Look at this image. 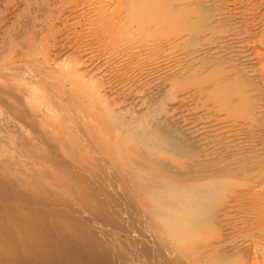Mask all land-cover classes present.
Segmentation results:
<instances>
[{
    "label": "rangeland",
    "instance_id": "374dc122",
    "mask_svg": "<svg viewBox=\"0 0 264 264\" xmlns=\"http://www.w3.org/2000/svg\"><path fill=\"white\" fill-rule=\"evenodd\" d=\"M153 1H158V5L154 6ZM259 18L264 21V0H0V184H3L0 186L5 188L6 182L8 186L17 182L15 186H19L23 197L27 191L43 193L47 198L50 196L57 206L81 192L77 196L81 199L80 195H83L82 199L86 201L90 199L91 205L96 207L100 201L97 203L95 189L90 186L105 173L111 184L114 182L113 185L117 186L119 182L118 185L126 191L136 185L135 191L131 192L133 195L137 193L134 196L136 201L139 199L137 204H140L141 211L140 214L134 213L138 217L132 218L135 222L130 234L142 238L137 240L139 243L143 239L146 243L149 240L156 247L160 242L159 248L163 249L167 238L166 222L157 213L170 212L164 211L161 202L178 203L182 190L211 184L214 179H209L206 174L214 167L212 164L217 158L215 166H225L232 155L238 157L245 153L238 148L235 149L238 152L233 151V147L230 150L228 146L231 134L240 133L241 137L236 135L243 137L239 124L244 120L241 99L245 93L246 61L254 55L251 44L263 25ZM248 30L253 33L254 40L247 34ZM194 78H204L207 83L195 86ZM256 82L255 94L259 93ZM221 87L228 90V96H219ZM234 88L243 90L237 101L233 100ZM157 140L168 142L158 148ZM172 143H183L184 146L178 148ZM190 145H196L199 157L193 160L180 158L181 151L186 150L184 147ZM130 152L145 158L140 160L147 162V170L141 167L139 170L135 165L136 159L127 158L126 154ZM82 165L86 170L93 169L86 171L80 168ZM125 166L128 168L124 170ZM75 167L76 170L80 168L77 172L84 176H80L82 179L93 173L90 178L86 177L89 182L81 180L77 172L72 173L71 169L75 170ZM158 167L162 170L159 171ZM185 168L192 172L188 173ZM111 171L114 175L108 173ZM159 173L163 177L158 176ZM166 173H169V178ZM170 173L176 177L171 179ZM144 174L153 180L145 183ZM178 175L181 179L177 178ZM176 178L180 181L176 182ZM171 184L176 188L175 198L158 196L159 186ZM68 185H71L70 189ZM249 186V190L259 194V185L253 183V187ZM72 191L77 194H72ZM240 191L238 188L233 196ZM16 200L18 197L14 205ZM19 201L22 208L27 206L24 200ZM18 203L17 207H20ZM127 206L124 210L130 211L129 215L133 214L134 211ZM2 207L0 216L8 208ZM27 207L23 213L28 218L33 211L30 208L28 211ZM61 216L53 217L60 218L67 226L74 221ZM254 217L247 212L245 215L240 213L224 223L223 230L230 228L231 232L239 225L233 235V239L237 234L240 237L234 239L238 248L250 246L255 238L261 240L262 236L259 237L260 233L251 225ZM144 225L145 229L152 226L150 231L154 229V234L152 231L149 234V229L142 230ZM17 226L15 224L14 228L20 229V225ZM139 234L143 235L140 237ZM262 254L264 248L260 256L256 255L255 259L254 256L252 259L245 257L239 264H248L252 262L250 259L253 264H264Z\"/></svg>",
    "mask_w": 264,
    "mask_h": 264
},
{
    "label": "bare ground",
    "instance_id": "6f19581e",
    "mask_svg": "<svg viewBox=\"0 0 264 264\" xmlns=\"http://www.w3.org/2000/svg\"><path fill=\"white\" fill-rule=\"evenodd\" d=\"M153 2H154L153 3L154 6L158 5V4H156L158 1H156V2L153 1ZM238 2H240V1H238ZM261 3H262V1H261ZM259 9H260V7H259ZM250 12H253V11H250ZM254 16H256V14H254ZM256 17H259V16H256ZM256 17H254V18H256ZM250 18L251 17H249V19ZM246 19H248V18H246ZM260 19L261 18H259V20ZM253 20L255 21V19H253ZM231 22H232V20H231ZM257 23H260V22H257ZM258 28H260V27H258ZM248 29H249V27H248ZM254 30L256 31V29H254ZM247 34L249 35L250 38H253V33H250L249 30H248ZM255 36L257 39L255 38L256 39L255 41H253V42L251 41L252 42L251 45H253L251 47H252V50L254 52L253 58L248 59L246 61L248 67L246 66L247 71H246L245 77H244L245 86H243L244 84L240 83L245 88V90H244L243 87L242 88L240 87L241 89H243L245 91V93H243V97H242V95H240L243 90L241 91L240 88H236V89L234 88L235 92H234L233 100L237 101L236 98L238 99V97L241 96L242 97L241 101H243L242 102V109L244 110V120H243V122H240L241 124H239V126L241 127L240 131H241L243 137H242V139L239 138L240 133L234 132L236 134H239V136L236 134H231V136L229 135L230 140H229V146H228L230 150H231V147H233V149H232L233 151L238 152V150H235L236 148H238L239 150L240 149L245 150V153H244V155L241 153L242 156L238 155V157H236L237 155L236 156L232 155L233 157H231V159L229 160L230 162L228 161L229 162V163L227 162L228 165H225V166L219 165V164H217L215 166V162H217L219 160L217 158L218 160L216 159L214 164H212V165H214V167L212 166L210 172H207V174H206V177H209V179L210 178L214 179L211 182V184L204 185V187L203 186H194V188H192L190 190H186V191L182 190L180 199L178 198L179 199L178 203H171L168 201H162L161 200L162 201L161 204L164 208V211L166 210V211L170 212L169 214L168 213L163 214L161 212L157 213V215L159 214V216L163 217V219H165L164 222H166V224L164 226V229L166 231V237H167L166 242L164 244L165 249L159 248L161 246L160 242H159V245H157L158 247L157 246L155 247V245L150 244L149 240L146 243L145 242L146 240L144 241V239H143L139 243L137 240H140L142 238L138 239V238H136V235L135 236L133 235L134 233L132 234L134 237L130 234V230L133 226V223L135 222V221L133 222L134 219H132V218H134V216H135L137 219V217H138L137 214L135 215L134 213L135 212L139 213L141 211L139 208L140 204L139 205L137 204V201L139 199L137 201L135 200L136 199L135 198L136 192H134L135 196L131 192L132 190H134L133 188L136 185H134L132 187H130L131 186L130 185L129 187L132 188V190L126 191L123 188H121L122 186L120 187L118 185L119 182L117 183V186L113 185L114 180L112 181L113 184H111V182H110L111 180H109L110 177H108V175H106L104 173V175H105L104 177L102 176L103 175L102 174L100 177H98V178L96 177L97 179L94 180V182L91 179L94 186L92 184H90V185H92V186H90L88 183V185L91 188L94 187L93 189H95L94 194H96V195H94V196H97V198H98L97 203L100 201V204L98 206L95 207V206L91 205V203L89 202L90 199H88L90 196H87L88 197L87 199L89 201H86V199L85 200L82 199L83 195H80V197H81V199H80L77 195L79 193L81 194V192H78V194H77L76 192H73L74 191L73 189H71V190H73L72 194L74 193L77 195H71L70 196V194L68 193L69 195H67V196H70L71 199L67 200L66 202H63V204L60 203V205L57 206V205H55L56 204L55 201L52 198H50V196L47 198V196H44L45 194H43V193H42V195L39 193H33L32 194V193H29L27 191L28 194L25 193L26 195H24V197H23L21 194H24V193L20 192L19 186L18 187L15 186V185H17V182H16L17 180L15 179L16 184L14 185L12 183L13 186L12 185L8 186V182H6L7 187L2 188V186H0L1 187V189H0V209L3 205H4L3 206L4 208L2 207L3 209H5V206L6 207L8 206V208H6L7 210L4 211V214L2 213V215L0 216V264H239L243 260V258H245V257L252 259L251 256H254L253 259H255L256 255L260 256L261 251L264 248V245H263V242H264V51H263V48H264L263 47L264 46V21H263L262 27L258 30V32L256 33ZM233 40H235V39H233ZM239 40H240V38H239ZM245 40H246V38H245ZM253 40H254V38H253ZM232 43H234V42H232ZM208 52L210 53L211 51H208ZM254 71L256 72V76H254V78H253L252 74ZM244 72H245V70H244ZM229 74L232 75L231 73H229ZM204 78L203 79L202 78H194L193 84L195 86H200L201 84H204L205 83ZM188 80H189V78H188ZM255 80H257L256 87L259 89V93H257V94H255V90H254ZM208 81H209V76H208ZM242 82H243V80H242ZM191 84H192V82H191ZM229 84H231V83H229ZM237 84H239V83H237ZM220 94L222 95V97L228 96V90L223 89V87H221L219 90V96H221ZM229 95L231 96V94H229ZM75 101H76V99H75ZM19 110H21V109H19ZM23 111H25V110H23ZM95 120H96V118H95ZM238 130H239V128L237 129V131ZM167 142H168L167 140H162V141L157 140L156 141L157 147L159 148V147L165 145ZM219 142H221V141H218V143ZM209 143H211V142H209ZM120 145H121V143H120ZM172 145L177 146L178 148H181L184 146L183 143H172ZM221 145L222 144H220V146ZM121 146H123V145H121ZM184 148L186 150H184L183 152L181 151V154L179 156L180 158L182 157L184 159L193 160V159L199 157V152H198L196 145H194V146L190 145V146L184 147ZM125 149L127 150V148L124 147V150ZM242 150H240V151H242ZM92 151H93V149H92ZM120 153H124V152H120ZM104 154L105 153H103L102 155H104ZM122 155H124V154H122ZM113 156H115V155H113ZM126 156H127V158L129 157V158L136 159L137 163L135 162L136 163L135 165L138 167L139 170H140L139 167H141L144 170H147V167L145 166V165H147L146 164L147 162L140 160V159H145V158H142V156H140L141 158H139V156L133 152L127 153ZM225 156H227V159L229 158L228 155H225ZM55 157H57V156H55ZM221 158H223V157H221ZM224 158H226V157H224ZM90 159H92V158H90ZM101 159L104 160L103 157ZM110 159L112 160V158H110ZM61 160H62V158H61ZM111 160H110V163H111ZM114 160H116V158ZM56 161H58V160H56ZM140 161L144 162V164H142V163L139 164ZM116 162H114L113 164H115ZM222 162L223 161H221V163ZM103 163L106 166L105 161ZM84 165H82V167H80V168L85 169ZM148 165H150V164L148 163ZM153 165H155V164H153ZM210 165H211V163L208 166L206 165L207 168L210 167ZM150 166L153 167L152 164ZM57 167H59V166L57 165ZM109 167H110V164H109ZM118 167L120 168V166H118ZM190 167H192V165ZM190 167L187 169H190ZM90 168H88V169H90ZM125 168L127 169L128 167L125 166L124 170H125ZM163 168L165 169L166 167H163ZM167 168L168 169H166V171L169 170V167H167ZM72 169H71V171H74V172H72L74 174H76L75 172H77L79 170V169L76 170V167H75V170H74V168H72ZM83 169H81V170H83ZM92 169L93 168H91L90 170H92ZM114 169H116V166ZM132 169H133V167H132ZM134 169H135V167H134ZM157 169H159V171L162 170V168L160 169L159 167ZM193 169H195V168H193ZM201 169H203V168H201ZM68 170L70 171V169H68ZM100 170H101V168H100ZM103 170L104 169L102 167L101 171H103ZM118 170H121V169H118ZM69 171L67 174H69ZM96 171H98V170H96ZM154 171L155 170H153V172ZM81 172L84 173V171H81ZM104 172H106V171H104ZM111 172H108V173H110L111 175L112 174L114 175L113 171H111ZM158 172L156 173V175L158 174ZM169 172H171V171H169ZM190 172H192V171H190ZM190 172L188 171V173H190ZM121 173H123V172H121ZM124 173H127V170ZM77 174H78V172H77ZM85 174H86V172H85ZM91 174L93 176V173H91ZM91 174L90 175L86 174V177L91 176ZM162 174L159 173L158 176L161 175L163 177ZM200 174L201 173H199V175ZM202 174L204 177V173H202ZM99 175H100V173L98 174V176ZM116 175H118L117 172H116ZM172 175L173 174H171L170 178L176 177L175 175H173V176ZM80 176H81V174L79 175V177ZM126 176H127V174H126ZM133 176L136 177L135 174ZM178 176H177V178L181 179L180 176L179 177ZM81 177L84 178V176H81ZM86 177H85V179L81 178V180H87ZM165 177H167V176H165ZM196 177H202V176H196ZM8 178H6V180ZM119 178L121 179V177H119ZM124 178L128 179V177L127 178L124 177ZM168 178H169V175H168ZM188 178H190L189 175H188ZM171 179H173V178H171ZM179 179H177L176 182H179L180 181ZM183 179H185V178H183ZM192 179L187 180V178H186L187 181H191ZM8 180H11V179H8ZM20 180H19V182H20ZM75 180H76V178H75ZM150 180H153V177H151L147 174H144L143 181H145V183H146V182H149ZM186 180H185V182H186ZM201 180H203V179H201ZM72 181L77 182L78 180L77 181L72 180ZM123 181H124V179H123ZM181 181L183 182V180H181ZM192 181H194V180H192ZM44 182L46 183V181H44ZM69 182L71 183V181H69ZM126 182H128V181H126ZM253 183L259 185V187H260L259 188L260 192L257 195H256V191H254L253 189L249 190V187H250L249 185H251V187H253L252 186ZM72 184H77V183H72ZM85 184H87V182ZM65 185H63V186H65ZM124 185H123V187H125ZM142 185L143 184H141V187L143 188ZM154 185H156V184H154ZM38 186H40V184ZM47 186L48 185L46 184V187ZM55 186H53V187H55ZM70 186L68 185L67 188H69ZM126 186H128V185H126ZM151 186H153V185H151ZM29 187H31V186L29 185ZM49 187H51V186H49ZM49 187H48V190L51 189ZM81 188H82V186H81ZM238 188L241 189L240 193L237 192L238 194L236 196H233V193L236 194L235 191ZM59 189H57V190H59ZM83 189H85V188H83ZM154 189H155V187H154ZM157 189H159V191L157 193L158 196L159 195L160 196L169 195V196H172L174 198L177 196L176 188L173 185L172 186L163 185V186H159ZM21 191H24V190H22V188H21ZM64 191L65 190H62V192H64ZM84 191H82V192H84ZM91 192L93 193V191H91ZM45 193H46V191H45ZM178 193H179V191H178ZM50 194H51V192H50ZM83 194L85 196V193H83ZM87 194H91V193H87ZM17 197H18V201H19L20 197H21L20 198L21 202L24 200L25 204L28 206V207L26 206L28 211H30L32 209L33 212L30 211V213H32V215L29 216L28 218L25 217V215L23 213V211L26 207L22 208L17 200H16L17 202L15 204L16 206L13 204L14 200ZM22 198H24V199H22ZM64 198H66V195ZM83 198H86V197H83ZM57 199H58V197H57ZM60 199L63 200L62 196L60 197ZM91 199H93V198H91ZM257 199H258V201L256 202ZM24 202H23V204H24ZM51 202H53L52 207H51ZM17 203L20 207H17ZM127 205L129 206L130 210L134 211L133 212L134 215L131 212L133 217L131 216V214L129 215L130 211L128 212L127 210H124L125 209L124 207ZM29 208H30V210H29ZM141 208H142V206H141ZM246 212L256 216L251 221L253 223L251 225L254 229H256V231H258L261 234V235L259 234V237L262 236V237H260L261 238L260 241H263V242H260L259 239L256 240V238L255 239L253 238L254 240H252L251 244L249 243L250 246L238 248L237 245H235L236 242H234V239H236L238 237V234H237V237L234 239H233V235H234V233H236L235 230L239 225L235 229H233V232L230 231V228L227 230H223V228H224L223 225L227 219H231L232 217H235V216L238 217L240 213H244V215H245ZM57 213H60L63 216H61ZM56 214H57V216H56ZM154 214H156V212ZM236 214H238V215H236ZM124 215H126V218L124 217ZM144 215H145V213H144ZM53 216H55V218L58 216H61V217L66 216V218L68 217L70 219H74V221L72 220V222H73L72 223L71 220L69 219L70 220L69 222H71L72 224L67 226L66 223H64L63 221H60V218H59V220L54 219ZM242 217L243 216H241V218ZM245 217L243 218L244 221H245ZM139 218H138V220H139ZM66 221L67 220H65V222ZM239 221H240V219H239ZM229 222H230V220H229ZM235 222H236V220H235ZM15 224H16V226H17V224L20 225V229H16V227L14 228ZM138 224H140V223L138 222ZM135 226H136V224H135ZM135 226H134V228H135ZM138 227L136 226V228H138ZM149 227L147 229H149ZM227 227H228V225H227ZM247 227H249V226H247ZM17 228H18V226H17ZM140 229H141V227H140ZM143 229H145V225H144V228H142V230ZM147 229H145V230H147ZM150 229H152V226ZM150 229H149V234L151 231L153 232L152 234H154V229L151 231H150ZM240 229L241 230L243 229L242 226ZM156 233H157V231H156ZM244 233H246V232H244ZM254 233H256V232H254ZM143 234H139L140 237ZM149 234H148V236H149ZM152 234L149 237H151ZM242 235L243 234H241L240 236H242ZM144 236H147V235L144 234ZM243 236H242V238H243ZM252 237L253 236H251V239H252ZM154 239H155V237H154ZM238 239H240V237H238ZM159 240H162V238L160 239V236H159ZM157 241H158V239H157ZM243 241L246 242V240H241V242H243ZM248 241L249 240L247 239V242ZM240 245H241V243H240ZM245 245H247V243ZM161 250H163V251H161ZM251 259H250V261L253 262V260H251ZM252 262H250V263L247 262V263L251 264Z\"/></svg>",
    "mask_w": 264,
    "mask_h": 264
}]
</instances>
